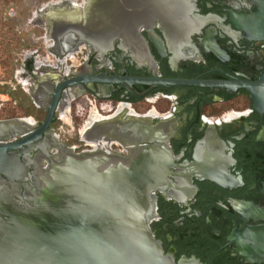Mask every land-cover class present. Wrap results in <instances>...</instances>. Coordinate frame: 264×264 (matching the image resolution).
<instances>
[{
  "label": "water",
  "instance_id": "water-1",
  "mask_svg": "<svg viewBox=\"0 0 264 264\" xmlns=\"http://www.w3.org/2000/svg\"><path fill=\"white\" fill-rule=\"evenodd\" d=\"M194 3L80 0L76 4L55 0L38 9L34 24L50 41L49 51L58 57L84 47L90 60L97 59L116 42L118 48H135L139 57L138 49L146 52L147 42L161 45L152 31L156 22L181 26L194 11ZM246 3L251 8L229 22L246 38L264 41V0ZM26 69L32 76L25 93L45 115L40 122L31 117L0 120V264H174L162 253L149 228L154 217L153 192L171 174L166 137L162 139L159 129L151 128L145 118L111 114L92 124L78 141L116 144L125 154L110 147L108 151L88 148L76 153L58 142L50 125L64 89L86 80L74 77L60 82L58 70H32L30 62ZM75 75L70 71L66 76ZM91 79L128 86L178 84L154 78ZM209 86L242 89L251 109L264 113V72L256 82ZM50 96V102L42 105L40 101ZM227 240L245 263H264V225H244Z\"/></svg>",
  "mask_w": 264,
  "mask_h": 264
},
{
  "label": "flooded vegetation",
  "instance_id": "flooded-vegetation-1",
  "mask_svg": "<svg viewBox=\"0 0 264 264\" xmlns=\"http://www.w3.org/2000/svg\"><path fill=\"white\" fill-rule=\"evenodd\" d=\"M246 1L195 0L194 11L181 26L155 23L152 31L161 45L147 42L146 52L138 49L139 57L133 47L118 48L119 42L91 60L84 47L58 57L48 45L46 56L32 52L14 72V77L28 85L32 71L26 69V63L30 62L32 70H58L60 82L74 77L86 80L64 89L50 125L52 132L55 119L67 123L70 105L82 100L86 109L88 102L96 112L104 108L107 114L101 116L125 106L136 117L151 122V128L159 129L162 139L166 137L171 174L153 192L154 217L149 228L162 253L174 264H251L238 257L227 238L244 225H264V113L251 109L242 89L209 86L256 82L264 72V41L246 38L229 22L251 8ZM140 35L146 41L143 30ZM39 60L44 61L37 68ZM70 71L76 75L66 76ZM123 77L178 84L128 86L91 79ZM187 82L202 84H182ZM68 92H79V96L61 110ZM50 99L40 102L45 106ZM36 109L44 117L45 111ZM109 147L125 154L119 145Z\"/></svg>",
  "mask_w": 264,
  "mask_h": 264
},
{
  "label": "rangeland",
  "instance_id": "rangeland-1",
  "mask_svg": "<svg viewBox=\"0 0 264 264\" xmlns=\"http://www.w3.org/2000/svg\"><path fill=\"white\" fill-rule=\"evenodd\" d=\"M53 1L55 0H0V120L31 117L39 122L43 118V113L37 111L25 93L28 88L26 81H20L19 76L14 77V72L18 71L21 60L32 52L40 57L46 56L45 48L50 46V41L44 38L43 31L34 24V15L42 6ZM74 2L77 4L80 0ZM40 61L44 60H39V63ZM97 111L101 115L107 114L104 108ZM88 112L82 100H76L70 105V120L61 124L55 119L51 127L58 142L74 148L76 153L88 149L78 141V129L80 130Z\"/></svg>",
  "mask_w": 264,
  "mask_h": 264
},
{
  "label": "bare ground",
  "instance_id": "bare-ground-1",
  "mask_svg": "<svg viewBox=\"0 0 264 264\" xmlns=\"http://www.w3.org/2000/svg\"><path fill=\"white\" fill-rule=\"evenodd\" d=\"M37 65V68H40L42 66L41 63H36ZM25 84H27L25 82ZM28 86V85H27ZM72 93V92H71ZM66 100H64V103H61L60 107H61V110L62 109H66L67 108V104L71 101L72 99V95L71 94H66V97H65ZM68 99V101H67ZM91 111L89 112L88 114V117L87 119L85 120L83 126L81 127V129L79 130V137L81 138L84 131H86L92 124L98 122V121H101L102 120V117L104 116H101L98 112L95 111V109H90ZM123 113H126V115L128 117H136L133 112L131 110H128L125 106H119L117 108V110L115 111V113L113 114L114 115H119V114H123ZM67 116V115H66ZM146 119V118H145ZM64 120V119H63ZM65 121V120H64ZM66 122V121H65ZM86 146L89 147V149L91 150H96L97 148H100V149H103L105 148L106 151H108V145L107 144H104V143H99L98 145L94 144V143H85Z\"/></svg>",
  "mask_w": 264,
  "mask_h": 264
},
{
  "label": "built area",
  "instance_id": "built-area-1",
  "mask_svg": "<svg viewBox=\"0 0 264 264\" xmlns=\"http://www.w3.org/2000/svg\"><path fill=\"white\" fill-rule=\"evenodd\" d=\"M89 108H95V107L90 102H88L87 112H88ZM68 117H69V113L67 114V119H69Z\"/></svg>",
  "mask_w": 264,
  "mask_h": 264
}]
</instances>
